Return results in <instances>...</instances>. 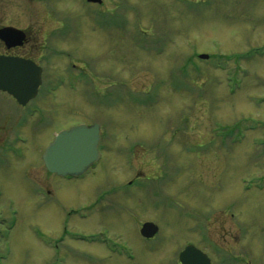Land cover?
I'll list each match as a JSON object with an SVG mask.
<instances>
[{
    "label": "rangeland",
    "instance_id": "374dc122",
    "mask_svg": "<svg viewBox=\"0 0 264 264\" xmlns=\"http://www.w3.org/2000/svg\"><path fill=\"white\" fill-rule=\"evenodd\" d=\"M111 14L125 26L107 29ZM6 25L44 71L21 108L41 112L21 128L32 156L0 171L2 217L11 199L20 211L3 264H181L189 244L212 264H264V0H0ZM80 122L101 125L100 166L62 180L42 153ZM66 226L79 240L53 250Z\"/></svg>",
    "mask_w": 264,
    "mask_h": 264
},
{
    "label": "water",
    "instance_id": "95a60500",
    "mask_svg": "<svg viewBox=\"0 0 264 264\" xmlns=\"http://www.w3.org/2000/svg\"><path fill=\"white\" fill-rule=\"evenodd\" d=\"M100 1V0H91ZM9 35L4 37L9 46L22 44L24 33L15 29H3ZM42 83V68L31 60L0 57V89L8 91L17 100L25 104L35 97ZM100 126L82 124L61 131L45 153L48 169L63 175H80L88 170L99 157L98 144ZM158 226L145 223L142 234L154 236ZM182 264H212L209 256L194 245H188L180 254Z\"/></svg>",
    "mask_w": 264,
    "mask_h": 264
},
{
    "label": "flooded vegetation",
    "instance_id": "af4514ba",
    "mask_svg": "<svg viewBox=\"0 0 264 264\" xmlns=\"http://www.w3.org/2000/svg\"><path fill=\"white\" fill-rule=\"evenodd\" d=\"M21 48L22 47L13 48V49H7L5 47L4 42H2L0 40V54L23 56V55H21V53L18 52V50H20ZM0 93L5 94L9 100H12V102L15 103V106L17 108V109H14L12 111L13 114H14L13 116L12 115H7L5 117V115H4L3 111H2V107L0 106V117H1V120H0V139H1L2 135H3V129H4L5 122H10L11 125H13V129L11 130L13 136L11 137V140H9L3 146H0V171L2 169H6V170H10L12 172V170L14 171L16 169L15 166H19L21 161L26 160V158L28 156H32V154L26 153L24 151L23 147H22V146H25V145L29 144V139L27 138V136L24 135V132L22 131V129L25 128V126H26L25 123L28 122V119H25V117L29 118L35 112H39V108L35 107V106H30L32 109H36V111L35 110L26 111V109H27L26 108L24 113H23L21 111V108H24V106H21L18 103V101L13 96H11L8 93H6L4 91H1V90H0ZM9 108L10 107H8V109ZM20 114H23V115L21 116ZM15 116H17V117L15 118ZM14 118H15V120H14ZM12 119H13V122H12ZM47 146L48 145H46L45 149L47 148ZM28 151H29V149H28ZM43 154L44 153H42V162H43ZM43 164H44V162H43ZM44 166H45V164H44ZM28 167H29L28 171H29V174H30L32 165L28 164L27 168ZM45 170L47 172H49L46 169V167H45ZM55 175L58 178L62 179V180H67V181L68 180H72L69 177H62V176H58L57 174H55ZM37 190H38V188L35 189V193H36ZM37 194L42 195V193H40L39 191H37ZM46 194H47L48 198H50L48 190L46 191ZM2 196H3V191L0 190V199H1ZM7 206H9V208H8V218H7L9 221H5V217H2V214H1L2 212H0V243L3 244V250H0V254L3 253V251H4V228H5V225L7 224V222H15V218L13 217V215L15 214V213H13V211H14L13 207L14 208H16V207L15 206L11 207L10 206V201L8 202V205H6V207ZM10 208H11V211L9 212ZM3 213H4V211H3Z\"/></svg>",
    "mask_w": 264,
    "mask_h": 264
},
{
    "label": "bare ground",
    "instance_id": "6f19581e",
    "mask_svg": "<svg viewBox=\"0 0 264 264\" xmlns=\"http://www.w3.org/2000/svg\"><path fill=\"white\" fill-rule=\"evenodd\" d=\"M98 165H99V164H98ZM99 166H100V165H99ZM99 166H98V167H99ZM15 228H16V227H15ZM15 228H14V229H15Z\"/></svg>",
    "mask_w": 264,
    "mask_h": 264
}]
</instances>
